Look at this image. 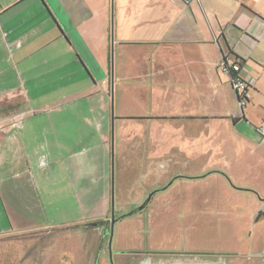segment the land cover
Wrapping results in <instances>:
<instances>
[{
	"label": "crops",
	"instance_id": "1",
	"mask_svg": "<svg viewBox=\"0 0 264 264\" xmlns=\"http://www.w3.org/2000/svg\"><path fill=\"white\" fill-rule=\"evenodd\" d=\"M115 43H133V58L119 59L133 66V89L128 100H121L118 116L110 91ZM227 59L241 61L240 76L249 84V104L243 109L230 76L221 70ZM81 102L87 106L72 111L83 120H57L59 109ZM119 118L148 124L211 119L232 125L242 139L224 138L218 151L191 156L199 165L173 169L168 180L237 184L236 192L225 196L217 182H209L214 191L194 196L190 205L195 208L217 202L264 208V138L258 132L264 128V0H0V239L34 237L40 244L60 230L42 189L56 182L61 193L83 200L95 168L88 129L109 137ZM108 165L105 153L99 171L104 202ZM187 222L165 232L185 233L194 241L202 230ZM109 227L107 219L88 225L102 238L112 236ZM76 233L84 239V228ZM207 233L216 234L214 229ZM95 236L89 239L97 242ZM23 245L19 242L17 252L26 251ZM37 252L41 264L56 263L52 250L40 246ZM183 252L190 253L145 261L135 256L119 264H221L224 259L205 262L193 258L197 251ZM82 253L85 264H96ZM256 256L253 264H264V251Z\"/></svg>",
	"mask_w": 264,
	"mask_h": 264
},
{
	"label": "rangeland",
	"instance_id": "2",
	"mask_svg": "<svg viewBox=\"0 0 264 264\" xmlns=\"http://www.w3.org/2000/svg\"><path fill=\"white\" fill-rule=\"evenodd\" d=\"M128 58H133V43H122L121 46L115 43L111 60L113 82L110 86L114 116L120 115L121 100H128L127 95L133 89L130 76L132 74L133 77V71H130L133 66L119 61ZM119 78L121 82L118 83ZM82 106L87 105L81 102L59 109L57 120H83L76 118L72 111V108ZM88 135L91 145L89 156L95 168L90 171L83 200L77 201L72 192L61 193V186L56 182H52L48 190L42 189L43 196L52 203V209L48 210L51 221L59 223L60 230L42 237L40 244H34V237L0 239V264H41L37 252L40 246L47 252L50 249L57 253L55 264H85L82 252H87L91 262L94 260L96 264H119L128 259L133 261L135 256L145 261L149 256L167 259L190 253L183 251H197L193 258L205 262L218 261L224 256L221 264H253L259 258L256 255L264 251V216L259 220L253 218L260 210L264 212L258 204L217 202L200 205L199 208L190 205L199 192L214 191L209 182H217L219 192L225 196L236 192L237 184L229 183L230 188L217 179L195 181L176 176L168 180L173 169L199 165V162L191 161V156L218 151L224 138L242 139L243 133L237 135L232 125L219 121L214 123L211 119L148 124L119 118L113 125L111 136L104 137L94 127L88 129ZM105 153H109L106 202L101 198L104 184L99 172ZM149 198L152 202L148 201ZM98 219H107L109 228L113 225L112 236L109 234L102 238L98 233L95 236L88 228ZM187 219V223L191 222L194 228L202 230L201 234L195 233L197 238L194 241L185 233L172 235L165 232ZM81 228L85 230L83 240L76 233ZM213 229L216 234L207 233ZM91 235L98 238L97 242L89 239ZM51 239L52 243L49 242ZM19 242L26 243L23 245L25 252H17ZM187 245L192 248H185ZM45 259L42 258L43 261ZM69 260L72 262L67 263Z\"/></svg>",
	"mask_w": 264,
	"mask_h": 264
},
{
	"label": "built area",
	"instance_id": "3",
	"mask_svg": "<svg viewBox=\"0 0 264 264\" xmlns=\"http://www.w3.org/2000/svg\"><path fill=\"white\" fill-rule=\"evenodd\" d=\"M192 0H185L189 4ZM242 63L240 60H225L221 65V70L230 76V82L233 90L237 94L241 109L245 108L249 102V84L241 76ZM258 132L264 138V128H259Z\"/></svg>",
	"mask_w": 264,
	"mask_h": 264
},
{
	"label": "trees",
	"instance_id": "4",
	"mask_svg": "<svg viewBox=\"0 0 264 264\" xmlns=\"http://www.w3.org/2000/svg\"><path fill=\"white\" fill-rule=\"evenodd\" d=\"M264 212L263 211H259L258 214L256 215V220H259L261 217H263Z\"/></svg>",
	"mask_w": 264,
	"mask_h": 264
},
{
	"label": "flooded vegetation",
	"instance_id": "5",
	"mask_svg": "<svg viewBox=\"0 0 264 264\" xmlns=\"http://www.w3.org/2000/svg\"><path fill=\"white\" fill-rule=\"evenodd\" d=\"M134 259L136 260V258H133V260H134ZM138 264H140V262H139Z\"/></svg>",
	"mask_w": 264,
	"mask_h": 264
}]
</instances>
